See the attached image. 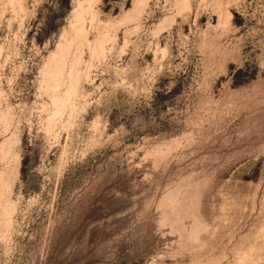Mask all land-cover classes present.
<instances>
[{
  "label": "rangeland",
  "instance_id": "1",
  "mask_svg": "<svg viewBox=\"0 0 264 264\" xmlns=\"http://www.w3.org/2000/svg\"><path fill=\"white\" fill-rule=\"evenodd\" d=\"M0 264H264V0H0Z\"/></svg>",
  "mask_w": 264,
  "mask_h": 264
},
{
  "label": "bare ground",
  "instance_id": "2",
  "mask_svg": "<svg viewBox=\"0 0 264 264\" xmlns=\"http://www.w3.org/2000/svg\"><path fill=\"white\" fill-rule=\"evenodd\" d=\"M88 10H89V9H88ZM82 19H84V17H83ZM82 19H81V20H82ZM88 20H90V18H89ZM85 21H86V20H85ZM94 21H95V20H94ZM94 21H93V22H94ZM82 22H83V20H82ZM82 22H81V23H82ZM83 23H85V22H83ZM80 25H81V24H80ZM82 26H83V25H81V27H82ZM84 26H86V25H84ZM79 28H80V27H79ZM80 30H81V29H80ZM82 30H84V29H82ZM84 32H85V34H86V28H85V31H83V33H84ZM80 33H81V32H80ZM85 34H84V35H85Z\"/></svg>",
  "mask_w": 264,
  "mask_h": 264
}]
</instances>
